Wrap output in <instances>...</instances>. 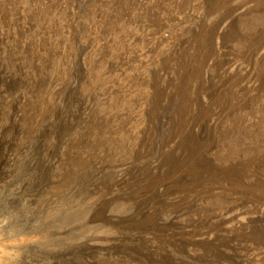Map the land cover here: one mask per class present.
I'll use <instances>...</instances> for the list:
<instances>
[{"label":"rangeland","instance_id":"rangeland-1","mask_svg":"<svg viewBox=\"0 0 264 264\" xmlns=\"http://www.w3.org/2000/svg\"><path fill=\"white\" fill-rule=\"evenodd\" d=\"M239 1L0 0V264H264V213L228 232L226 188L159 169L186 117L218 118L194 140L217 165L264 156V12Z\"/></svg>","mask_w":264,"mask_h":264},{"label":"bare ground","instance_id":"bare-ground-1","mask_svg":"<svg viewBox=\"0 0 264 264\" xmlns=\"http://www.w3.org/2000/svg\"><path fill=\"white\" fill-rule=\"evenodd\" d=\"M245 1L242 0V3L243 2L246 3ZM221 2L222 1H220V4ZM241 7H243V5ZM255 10L259 12L261 11L264 12V0H261V3L258 4L257 7H255ZM233 11L235 10L233 9ZM224 17L222 16V18ZM253 42H255L253 41V39L250 40L247 45V50H245L246 52L244 51V54L246 53L245 58L247 59L253 58L252 56L254 55V53H257V51L259 50L261 51V49H263L261 43L260 44L256 43L257 46L255 45V48H253V45H251ZM260 51L258 53L259 56L257 57L256 63L259 64L262 68V71L260 70L259 74H260L261 79L264 82V50L261 51L262 52L261 54H260ZM241 70L242 69L239 67L231 66L222 72V75H223L222 77L224 81L225 80L232 81V79L233 80L236 79V81L234 82L237 85L232 84L233 87H231V90L228 92L229 94H232V95L235 94L236 96L237 94L241 93L243 89H245L244 86L242 87L238 86L240 80L242 79L241 77H243V76L240 77ZM205 77L206 76L204 75L203 78ZM246 78L244 79V81L246 80V83H248L249 81L247 79L249 77L247 79ZM249 80L251 81V77L249 78ZM208 88H209L208 86H205L204 90H207ZM224 101H222V103ZM244 105H247V104L244 103ZM237 108H239V106H237ZM239 109H241V106ZM216 118L211 117V116H206V117L199 118L197 122H193V121L188 120V118L186 117V119H184L182 122H179V124L177 125V134L180 135V139L177 140L176 145L173 148H171L170 158L166 159L165 160L166 162L163 164V168L159 166V169L161 170L163 169L166 172L172 173L175 181H178L180 183L184 181L185 182L190 181L191 183H193V180L191 181L188 179L190 178L189 177L190 174H193V175L198 176L195 178V181L199 182V184L201 183L202 185L207 186L208 187L207 189H210V190L216 189L214 187L219 184H221L224 189L226 188L228 191L226 198L231 201L235 199L236 202H238L237 205H235L237 206V208H234L236 210L230 213V216L228 217L226 216L227 218L223 219L224 222L228 221L230 223L229 224L230 229L228 230V232H233V231H236L237 229L243 228V226L245 225V222L250 220L251 215L253 216V214H257L261 216V214L264 213V156L261 155L257 158H253L252 160H249L244 163H234L233 162L232 166H230L231 163L226 164V165H217L216 161L213 159V156H212L214 153L212 152L213 144L207 147H198L194 142V140L199 137L200 135L199 132L204 127H206L207 125H210V127L217 125L218 118L217 119ZM176 136L178 137V135ZM234 203H232V205H234ZM53 212H54L53 209L47 212L49 220L48 222L45 223V227H46L45 235H41L43 230H40V229L34 230V235L36 237L34 246L36 245L35 250L37 251L39 256L40 255L43 256L46 253L47 251L46 249L48 247L47 244H50V248L49 247L48 248L50 249L51 252L54 253L55 251H58L57 241L60 235L59 234L60 230L57 228L56 224H57V220H59L57 217L60 213L54 214ZM252 216H251V219H252ZM167 219H169V216H167ZM101 228L102 227L100 225L94 226V229L97 230L94 236L98 234H102L103 231L101 232ZM40 236H44V237H40ZM52 241L54 242L53 245H51ZM31 261L35 262L36 260H31ZM37 264H39V262H37Z\"/></svg>","mask_w":264,"mask_h":264}]
</instances>
